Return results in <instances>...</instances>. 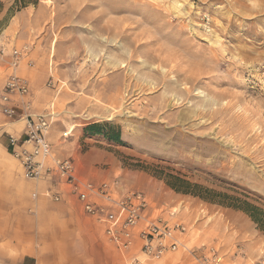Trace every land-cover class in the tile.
<instances>
[{
  "label": "rangeland",
  "instance_id": "rangeland-1",
  "mask_svg": "<svg viewBox=\"0 0 264 264\" xmlns=\"http://www.w3.org/2000/svg\"><path fill=\"white\" fill-rule=\"evenodd\" d=\"M0 46L28 47L30 114H54L48 140L79 178L139 191L147 215L186 227L185 249L152 264H204L210 249L264 264L246 215L168 186L264 209V0H0ZM0 163L18 170L1 150ZM87 262L121 264L107 246Z\"/></svg>",
  "mask_w": 264,
  "mask_h": 264
},
{
  "label": "built area",
  "instance_id": "built-area-1",
  "mask_svg": "<svg viewBox=\"0 0 264 264\" xmlns=\"http://www.w3.org/2000/svg\"><path fill=\"white\" fill-rule=\"evenodd\" d=\"M28 47L8 50L0 46V68L5 67L0 103L2 113L8 118L24 122L23 135L8 136L11 157L18 163L25 180L48 182L56 179L69 187L70 194L81 204L83 212L103 228L107 243L121 254L131 251L139 243V257L159 261L170 253L185 249L183 236L186 227L179 222H169L161 217L147 215L149 203L139 191H124L119 183L80 179L70 158L53 154L48 140L50 122L45 115H31L30 103L25 100L29 86L17 71ZM17 96L23 113L17 114L10 106V96ZM58 201V197H54ZM172 216V214H171ZM216 251L210 249L201 257L204 264H220ZM135 263H139L135 260Z\"/></svg>",
  "mask_w": 264,
  "mask_h": 264
},
{
  "label": "crops",
  "instance_id": "crops-1",
  "mask_svg": "<svg viewBox=\"0 0 264 264\" xmlns=\"http://www.w3.org/2000/svg\"><path fill=\"white\" fill-rule=\"evenodd\" d=\"M4 76L5 72L0 68V96ZM9 104L17 114L23 113L19 97L10 96ZM37 104L38 101H35L34 105ZM33 107L31 105L34 112ZM35 111V114H39L38 110ZM42 115L47 116L51 124L54 114L47 111ZM23 129L24 122L17 117H6L0 103V137L5 136L0 140L2 153L11 157L7 137L13 135L21 138ZM18 170L0 163V176L6 181L0 186V203L4 212L0 213V264H88L87 259H92L98 250L103 251L106 246L119 255L121 264L154 263L139 257L138 242L127 254H121L109 245L103 228L95 225L83 212L81 204L70 194L69 187L56 179L48 182L25 180L19 165ZM33 187L37 193L33 192L29 200L25 199ZM54 197H58V201H54ZM21 199L23 209L13 204ZM5 202L12 203L8 205ZM135 260L139 263H135Z\"/></svg>",
  "mask_w": 264,
  "mask_h": 264
},
{
  "label": "trees",
  "instance_id": "trees-1",
  "mask_svg": "<svg viewBox=\"0 0 264 264\" xmlns=\"http://www.w3.org/2000/svg\"><path fill=\"white\" fill-rule=\"evenodd\" d=\"M181 183L184 184L186 187H184V188L176 187L175 185H171L169 183H168V186H170L176 192H182L184 194H190V195L198 197L204 201H207L210 203H216V204L221 205V206H226V207L241 211L254 224L256 230L262 236H264V209L263 208L258 207L256 205H253L251 203H248L246 201H238V202H240L239 205H232V204L226 203L225 201H219V200L213 199L211 197H205L204 195H200L199 193H196L194 191H190V188H199L197 185H192L186 181H181ZM187 188H189V189H187ZM223 197H226V196H223Z\"/></svg>",
  "mask_w": 264,
  "mask_h": 264
},
{
  "label": "bare ground",
  "instance_id": "bare-ground-1",
  "mask_svg": "<svg viewBox=\"0 0 264 264\" xmlns=\"http://www.w3.org/2000/svg\"><path fill=\"white\" fill-rule=\"evenodd\" d=\"M110 65H112L113 67H115V66H118V67L121 66V68H124L123 64H122L121 62H119L118 60L113 61ZM162 70H163V69H162ZM165 79H166V78H165ZM170 83H171V82H170ZM172 89H173V88H172ZM176 90H177V89H176ZM176 90H175V92H176ZM178 90H179V89H178ZM181 90H182V89H181ZM181 90H180V95H181L182 92H183V94H186V93H184L185 90L182 91V92H181ZM173 92H174V91H173ZM187 93H188V92H187ZM173 95H175V94L173 93ZM176 96H177V95H176ZM180 97H182V96H180ZM173 98H174V96H173ZM209 98H210V97H209ZM213 98H214V97H213ZM215 98H217V97H215ZM177 99H178V98H177ZM181 99H182V98H181ZM203 100H204V99H203ZM206 100H207V99H206ZM208 100H209V99H208ZM176 101H178V100H176ZM216 101H217V100H216ZM172 102H173V101H172ZM174 102H175V100H174ZM178 102H179V101H178ZM201 102H202V101H201ZM208 102H209V103L212 102V104H214L213 101H208ZM176 103H177V102H176ZM180 103H181V102H180ZM204 103L206 104V101H204ZM204 103H203V104H204ZM209 105H211V104H209ZM218 105H219V104H218ZM211 106H212V105H211ZM205 107H206V106H205ZM207 107H208V106H207ZM215 107H217V106L215 105ZM197 108H199V107H197ZM197 108H196V109H197ZM201 108H202V107H201ZM212 108H213V106H212ZM212 108H211V109H212ZM203 109H205V108H203ZM226 109H227V108H226ZM200 110H201V109H200ZM207 110H209V109H207ZM217 110H218V109H217ZM195 111H196V110H195ZM200 112H203V111H200ZM204 112H205V111H204ZM217 112H218V111H217ZM197 113H198V112H197ZM209 113H210V112H209ZM218 113H219V112H218ZM194 114H195V113H194ZM213 115H214V114H213ZM219 115H220V114H219ZM209 116H210V114H209ZM214 116H215V115H214ZM222 116H223V115H222ZM210 117H211V116H210ZM190 118H191V117H190ZM184 119H185V118H184ZM226 119H227V118H226ZM241 119H242V118H241ZM185 120H186V119H185ZM209 120H210V119H209ZM224 120H225V119H224ZM224 120H223V121H224Z\"/></svg>",
  "mask_w": 264,
  "mask_h": 264
}]
</instances>
